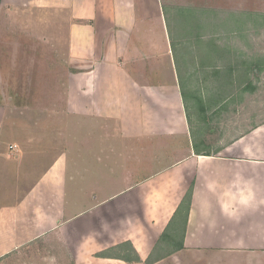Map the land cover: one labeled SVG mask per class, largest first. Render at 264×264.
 I'll return each mask as SVG.
<instances>
[{
    "label": "crops",
    "instance_id": "1",
    "mask_svg": "<svg viewBox=\"0 0 264 264\" xmlns=\"http://www.w3.org/2000/svg\"><path fill=\"white\" fill-rule=\"evenodd\" d=\"M46 6L68 16L62 99L73 121L62 128H73L82 153L90 148L96 176L117 167L119 179L85 184L93 176L81 153L71 162L65 149L33 174L21 164L23 190L0 205V263L264 264V121L230 146L195 154L162 0ZM190 187L182 246L168 253L158 241L182 240L185 212L176 211Z\"/></svg>",
    "mask_w": 264,
    "mask_h": 264
},
{
    "label": "rangeland",
    "instance_id": "2",
    "mask_svg": "<svg viewBox=\"0 0 264 264\" xmlns=\"http://www.w3.org/2000/svg\"><path fill=\"white\" fill-rule=\"evenodd\" d=\"M46 5L47 0H0V205L4 206L12 202L11 194L23 190L27 178L21 164L32 163L33 174L34 166L50 161L62 149L71 162L75 153H81L78 161L93 176L85 184L97 179L94 186H99L119 179L115 156L105 161L109 170L115 167L113 174L103 170L101 179L95 175L101 167L90 148L88 154L82 153L72 138L73 128H62L73 121L63 115L62 99L68 16L63 9ZM162 11L174 70L181 69L185 80L182 102L193 140L207 152L218 145L230 146L264 121V0H162ZM166 65L163 58L161 66ZM73 186L70 181L69 192ZM159 246L168 249L167 242Z\"/></svg>",
    "mask_w": 264,
    "mask_h": 264
},
{
    "label": "trees",
    "instance_id": "3",
    "mask_svg": "<svg viewBox=\"0 0 264 264\" xmlns=\"http://www.w3.org/2000/svg\"><path fill=\"white\" fill-rule=\"evenodd\" d=\"M182 10H185V9H182ZM180 70L181 69H178L177 70V77H178V86H179V91H180V94H181V97H182V101L185 102V80L184 78L182 77L181 73H180ZM197 102L201 105L203 104L202 100H200V98L198 97L197 98ZM202 106V105H201ZM203 109V108H201ZM185 112H186V118H187V122L188 124L190 123V120H189V117H188V114H187V107L185 106ZM192 132V131H191ZM193 135V133H192ZM193 150L195 152V154H200V153H205L203 152V150H200L197 146V144L195 143V141L193 140ZM207 152V151H206ZM208 153V152H207ZM203 155H208V154H203ZM191 195H192V187L189 188V190L187 191V193L185 194L182 202L180 203L179 207L177 208V211L178 212L179 210H182L185 212V215H184V221H183V227L181 229V239L180 241H177L175 240L176 239H179L177 238L176 236H161V238H159V241L158 242H167L168 246L167 248L169 250L168 253L170 252H173V251H177L178 249L181 248L182 246V241H183V233H184V228H185V224H186V219H187V213H188V210H189V205H190V202H191ZM177 235V234H176ZM175 237V238H174ZM160 244V243H158ZM157 244V245H158ZM159 246V245H158ZM170 247H172L170 249ZM156 248V247H155ZM149 260V259H148ZM149 263L151 262V260L148 261ZM147 262V263H148Z\"/></svg>",
    "mask_w": 264,
    "mask_h": 264
}]
</instances>
